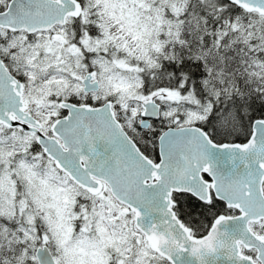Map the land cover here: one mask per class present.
<instances>
[{
    "label": "snow or ice",
    "instance_id": "1",
    "mask_svg": "<svg viewBox=\"0 0 264 264\" xmlns=\"http://www.w3.org/2000/svg\"><path fill=\"white\" fill-rule=\"evenodd\" d=\"M0 264H264V0H0Z\"/></svg>",
    "mask_w": 264,
    "mask_h": 264
}]
</instances>
